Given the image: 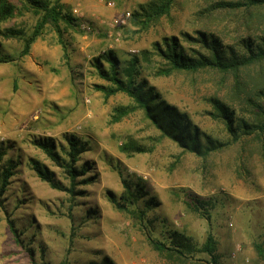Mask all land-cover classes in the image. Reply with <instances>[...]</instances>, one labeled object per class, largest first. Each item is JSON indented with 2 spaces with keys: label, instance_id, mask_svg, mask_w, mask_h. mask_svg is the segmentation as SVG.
<instances>
[{
  "label": "rangeland",
  "instance_id": "374dc122",
  "mask_svg": "<svg viewBox=\"0 0 264 264\" xmlns=\"http://www.w3.org/2000/svg\"><path fill=\"white\" fill-rule=\"evenodd\" d=\"M31 1L39 7L8 0L13 13L0 20V51L12 56L0 61V181L10 171L0 264H264V96L255 95L264 60L236 73H168L162 40L209 55L198 33L213 32L241 55L242 23L254 18L217 7L223 0H174L162 14L155 8L165 0ZM45 6L59 11L61 41L47 23L19 56ZM110 52L119 77L132 69L146 106L124 91L105 96L100 87L112 84L100 71H109ZM160 110L184 117L182 137L157 124ZM70 135L82 147L75 165L85 169L74 192L51 187L31 166L41 161L69 187L63 166L36 141L49 139L67 161ZM124 184L129 211L109 199L129 196Z\"/></svg>",
  "mask_w": 264,
  "mask_h": 264
},
{
  "label": "trees",
  "instance_id": "16d2710c",
  "mask_svg": "<svg viewBox=\"0 0 264 264\" xmlns=\"http://www.w3.org/2000/svg\"><path fill=\"white\" fill-rule=\"evenodd\" d=\"M29 3H32L36 5L34 2L37 1H31L27 0ZM174 0H165L161 5L157 6L155 10H158V14L162 13H168L172 3ZM40 5V4H39ZM39 5H36L39 7ZM217 7H220L221 9H227V10H240L242 11V18L245 17H252L255 21L251 19V22L248 23L243 22V28L245 29V32L247 34L244 35L247 40H244L241 38L239 40V45L242 46V48L245 49V52L240 54H237L235 50L230 48L231 46L223 45V42L221 38L214 34L213 32H205L201 31L198 33L199 43L201 46H204V48L208 49L209 55H204L200 53H195V55L190 56L182 50L180 45L177 42V39L175 37H166L163 38L164 46H165V53H163L164 56H166L168 60V67L165 70L166 72H172V71H197L199 69L205 68V67H215L219 69L222 72H232L236 73V71L240 70L242 67L249 66L251 64L255 63H262L264 60V0H223L220 1L217 5ZM41 8V7H40ZM14 10V6L8 2V0H0V20H3L7 18L8 16L12 15ZM59 17V11L56 9V6H45L44 12L42 13V16L38 19L36 24L33 27V30L31 33L27 36H25L22 49L19 52V56H23L28 54L30 45L32 42L36 39V37L41 33L43 27L47 23H52L54 27H56V31L59 34V38L61 41V32L60 28L56 23V19ZM251 26H254L255 28L250 31L249 28ZM250 32L254 33V38L256 41H251L250 38ZM12 34V33H11ZM16 35H19V33H15ZM8 35V34H7ZM241 43V44H240ZM222 47V49H221ZM112 52L108 53V55L105 57V59L108 61V64L110 66L109 71L101 70L100 74L105 77L107 80L111 81L110 86L104 87L101 86L100 88L103 89L105 96H109L115 92L118 91H124L128 93L130 96H132L136 101L145 103L148 101L147 96H143V86H139L138 84L133 82L132 76H130L132 73V69L128 68L125 69L124 75L127 77L126 80L122 79L118 76V71L115 68V59L114 55H111ZM12 56L8 54L1 53L0 51V61L4 60H10ZM138 62L137 57H134V62ZM132 64V65H133ZM255 95L257 98L264 96V86L255 89ZM146 95H148L146 93ZM149 96V95H148ZM256 101L249 99V104H252L256 106ZM146 106V103L144 104ZM222 109L223 113L227 112L229 115L230 111L227 108H220ZM264 112V110L262 111ZM159 115L156 117L154 115L153 119L157 122V124H162V128L165 131L172 132L170 133L171 136L179 135L182 137L184 131L186 129H181V124L185 122L184 117H179L175 115L174 113H171L167 110H160L158 111ZM224 113L222 117L227 118L228 115ZM187 123V122H186ZM243 129L248 127L247 123L242 124ZM232 133V131H231ZM67 144H68V160L67 161H59L58 155L54 151L53 143L49 139H42L39 141H36V144L58 165L63 166L66 174L69 177L70 180V186L66 187L63 185L60 181L56 180L54 177L53 172L41 161L32 159L31 160V166L36 172V174L44 181H46L51 187L59 190H66L68 192H74V188L76 185V179L79 176H84L85 169L84 168H77L75 163L78 159V154L82 150V147L78 144V140L73 136L70 135L69 137L65 138ZM194 141V137H190L188 140V143H192ZM10 171L6 170L3 172V178L0 181V196L4 192V188L6 187L9 179ZM89 178H85L83 181H88ZM126 192L129 194V196H121V202H119L113 195H110L109 199L114 204V206L118 209H123L126 211H129L127 209L125 202H130L132 198L130 197L131 191L128 184H124ZM130 198V199H129ZM133 202V201H131ZM7 222L10 227V230L14 234L16 241L19 242L18 235L16 232V228L11 220V218L7 217ZM152 245L154 248L159 252H165L169 251L170 247L166 245L161 240L158 239H151ZM174 252H178L179 255H181V251L179 249H175ZM213 262H216L215 257H213Z\"/></svg>",
  "mask_w": 264,
  "mask_h": 264
}]
</instances>
